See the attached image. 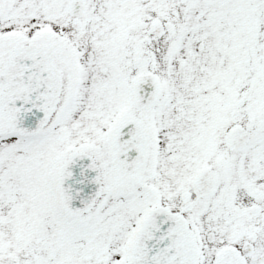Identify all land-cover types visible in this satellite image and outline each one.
Returning a JSON list of instances; mask_svg holds the SVG:
<instances>
[{"label": "snow or ice", "instance_id": "obj_1", "mask_svg": "<svg viewBox=\"0 0 264 264\" xmlns=\"http://www.w3.org/2000/svg\"><path fill=\"white\" fill-rule=\"evenodd\" d=\"M0 264H264V0H0Z\"/></svg>", "mask_w": 264, "mask_h": 264}]
</instances>
